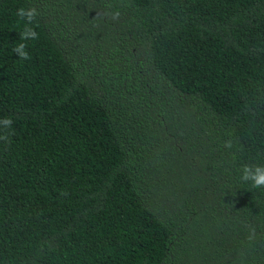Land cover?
<instances>
[{"label": "trees", "instance_id": "16d2710c", "mask_svg": "<svg viewBox=\"0 0 264 264\" xmlns=\"http://www.w3.org/2000/svg\"><path fill=\"white\" fill-rule=\"evenodd\" d=\"M244 164L264 0H0V264H264Z\"/></svg>", "mask_w": 264, "mask_h": 264}, {"label": "clouds", "instance_id": "9594fccd", "mask_svg": "<svg viewBox=\"0 0 264 264\" xmlns=\"http://www.w3.org/2000/svg\"><path fill=\"white\" fill-rule=\"evenodd\" d=\"M16 16L22 22H24L22 29L19 32V42L15 43L12 48V52L18 54L20 60L26 61L30 59V55L27 51L28 41L36 40L39 38V33L32 26L33 22L37 19L39 11L34 6L20 7L16 10ZM118 18V13L113 16V19ZM5 123L10 124L11 120H6ZM225 147L231 148V142H225ZM255 169V170H253ZM241 175L239 180L241 183H250L253 189L264 188V164H244L241 166ZM255 235L254 229L249 232V239H253Z\"/></svg>", "mask_w": 264, "mask_h": 264}]
</instances>
